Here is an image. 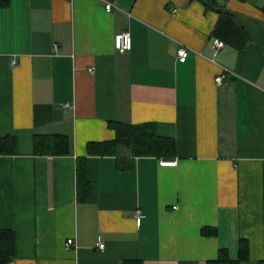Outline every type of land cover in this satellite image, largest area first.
<instances>
[{"label": "crops", "instance_id": "1", "mask_svg": "<svg viewBox=\"0 0 264 264\" xmlns=\"http://www.w3.org/2000/svg\"><path fill=\"white\" fill-rule=\"evenodd\" d=\"M215 2L0 0V141H15L0 152L8 264H207L220 249L236 260L241 240L240 264L264 262V0ZM119 33L129 51L115 49ZM113 122L152 124L175 155L88 153L115 139ZM54 135L70 154L36 155L34 139Z\"/></svg>", "mask_w": 264, "mask_h": 264}, {"label": "trees", "instance_id": "2", "mask_svg": "<svg viewBox=\"0 0 264 264\" xmlns=\"http://www.w3.org/2000/svg\"><path fill=\"white\" fill-rule=\"evenodd\" d=\"M211 7H217L215 0H204ZM110 126L115 131V139L102 143L91 142L87 145V151L94 155H112L118 145L128 146L136 156H153L157 158L171 159L175 155V144L170 138L160 137L156 134L152 124L126 125L113 122ZM11 140V139H10ZM0 152L12 153L15 141L7 138L0 141ZM8 145V146H6ZM34 152L41 156H64L70 154V143L64 136H39L34 139ZM77 183L79 196L84 198L87 194L85 178L81 168L77 171ZM85 189L83 191L82 189ZM204 236H216L215 229L203 228ZM15 251L14 234L10 230H0V264H8L12 261ZM249 258V248L246 241L239 242L238 258L232 260L227 249H220L215 260L207 264H240ZM264 264V262L260 263Z\"/></svg>", "mask_w": 264, "mask_h": 264}, {"label": "built area", "instance_id": "3", "mask_svg": "<svg viewBox=\"0 0 264 264\" xmlns=\"http://www.w3.org/2000/svg\"><path fill=\"white\" fill-rule=\"evenodd\" d=\"M112 9H113V5L111 3H109V2H106L105 3V10L107 12H110V11H112ZM174 12H176V11L174 10ZM113 43H114L115 49L120 51V52L129 51L131 49V47H132V40H131V36H130L129 33L116 34L114 36ZM223 44L224 43L222 41H217L216 42V48H218V49L222 48ZM53 49H54V51H56L57 45H54ZM187 54H188L187 50L185 48H182V47L177 51V57H178V59L181 62L185 61V59L187 57ZM15 64H16L15 60L11 59L10 65L13 66ZM222 78H223V76L220 75V76L216 77L215 80H216L217 83H220L222 81ZM67 107H68V104H65L64 108H67ZM161 164L164 165V166H175L176 162L175 161H169V162L163 161V162H161ZM139 216H140V211H137L136 212V217L139 218ZM73 243H74V241L72 239H68V241L66 242L65 246L66 247H70V246L73 245ZM98 247L100 249H103L104 245L102 243H98Z\"/></svg>", "mask_w": 264, "mask_h": 264}, {"label": "water", "instance_id": "4", "mask_svg": "<svg viewBox=\"0 0 264 264\" xmlns=\"http://www.w3.org/2000/svg\"><path fill=\"white\" fill-rule=\"evenodd\" d=\"M226 13H228V14H232V15H235L236 13H233V12H230V11H228V10H224Z\"/></svg>", "mask_w": 264, "mask_h": 264}]
</instances>
